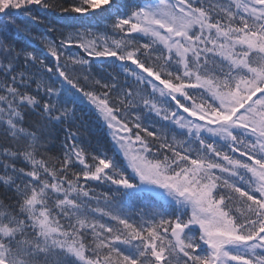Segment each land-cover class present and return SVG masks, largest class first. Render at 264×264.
<instances>
[{"label":"snow or ice","instance_id":"1","mask_svg":"<svg viewBox=\"0 0 264 264\" xmlns=\"http://www.w3.org/2000/svg\"><path fill=\"white\" fill-rule=\"evenodd\" d=\"M0 264H264V0H0Z\"/></svg>","mask_w":264,"mask_h":264},{"label":"trees","instance_id":"2","mask_svg":"<svg viewBox=\"0 0 264 264\" xmlns=\"http://www.w3.org/2000/svg\"><path fill=\"white\" fill-rule=\"evenodd\" d=\"M19 22H21V23H26V22L23 20V18H20ZM33 30H34V31H39V29H33Z\"/></svg>","mask_w":264,"mask_h":264}]
</instances>
